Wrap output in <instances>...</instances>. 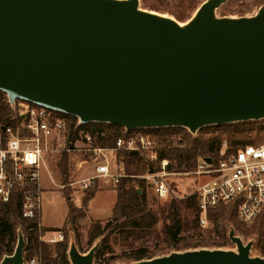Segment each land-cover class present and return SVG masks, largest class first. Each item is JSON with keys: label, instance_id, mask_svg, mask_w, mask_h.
<instances>
[{"label": "water", "instance_id": "obj_1", "mask_svg": "<svg viewBox=\"0 0 264 264\" xmlns=\"http://www.w3.org/2000/svg\"><path fill=\"white\" fill-rule=\"evenodd\" d=\"M205 0L184 25L138 0H0V90L79 118L135 128L264 118V5L216 16ZM140 191V190H138ZM236 250L173 251L124 264H264L233 227ZM21 233L0 264H24ZM68 246L70 264H94Z\"/></svg>", "mask_w": 264, "mask_h": 264}, {"label": "trees", "instance_id": "obj_2", "mask_svg": "<svg viewBox=\"0 0 264 264\" xmlns=\"http://www.w3.org/2000/svg\"><path fill=\"white\" fill-rule=\"evenodd\" d=\"M264 2V1H263ZM9 105L7 96L0 90V122L3 125H14L9 119ZM71 125L76 118H69ZM81 128L90 131L92 146L113 147L118 137H128L137 132H143L155 137L159 142L158 162L162 159L168 160L167 168L172 171H187L195 165L198 155L217 157V147L213 144V134H225L226 136H244L254 133H264V118L258 120L237 121L223 124H213L203 126L195 136L191 135L185 128L178 126L171 127H151L135 128L126 130L123 126L105 122H88ZM174 134L182 135V142L175 146L167 142ZM181 144V145H179ZM117 156L122 157L124 175L119 177L114 185L115 202L112 207V221L102 224L99 220H92L87 226L86 243L90 248L94 241L101 238L102 242L111 237L113 233L120 236L126 242L135 237H154L156 234L155 225L159 219V214L147 207L145 180L137 177L145 172L146 166L144 157L139 151L117 150ZM131 159H136L141 163V172L135 173L127 169ZM57 169L60 175L62 195L67 205L65 221L60 228H43L44 231H61L63 240L52 245L37 243L40 228V208L35 211L31 218L21 217V197L17 190H14L8 203L0 204V261L9 243L16 242V224L21 225L24 240L31 257L38 255L36 264H70L68 251V235L65 229L69 228L74 232L75 242L78 250L81 234L79 232L78 220L85 216L84 208L88 201L94 196L98 188V181L85 188L81 198V205L78 207L69 195V185L73 165L69 161L67 152L60 154ZM70 187V188H69ZM140 190V191H138ZM236 202L220 204L216 208L207 212V218L211 227L202 230L198 224V209L195 194L185 195L184 198H172L166 208L161 210L160 216L163 218L161 228V240L163 244L160 248L154 246L138 247L130 249L128 253L120 256H110L106 260L102 258L104 254L103 245H100L94 253V264H111L114 259L122 258L127 261H138L150 259L156 256L157 251L166 252L168 249L186 250L189 248L201 247H221L230 241L228 238L229 227H233L240 235H253L256 240L255 249L261 256H264V218L260 216L251 226H246L237 217ZM188 231V232H185ZM201 231H205L203 234ZM158 237V234H157ZM160 238V237H158ZM156 245V244H155ZM87 248V249H88Z\"/></svg>", "mask_w": 264, "mask_h": 264}, {"label": "built area", "instance_id": "obj_3", "mask_svg": "<svg viewBox=\"0 0 264 264\" xmlns=\"http://www.w3.org/2000/svg\"><path fill=\"white\" fill-rule=\"evenodd\" d=\"M7 103L9 119L14 125L0 122V204L8 203L13 191L17 190L21 197L22 218H31L40 208L41 171L46 169L50 174L51 155L62 151L79 153L84 157L79 160L81 163H94V173L72 179L71 187L84 190L100 178L115 185L125 173L119 167L116 172L110 171L105 152L125 150L139 151L143 155L147 167L137 177L145 180L157 198L165 199L173 193L167 179L175 172L167 168L168 160L162 159L154 165L159 149L155 137L137 132L125 138L118 137L113 147H94L90 131L81 128L85 123L79 118L21 98L12 103L7 98ZM72 117L76 118L73 125L69 122ZM228 141L221 140L216 145L217 157L208 156L209 164L203 162L206 156H198L190 171L181 172L204 178L190 193L195 194L198 224L202 228L209 226L208 210L231 202H236L237 217L246 226L253 225L260 216L264 218V141L244 144ZM54 233L48 241L63 240L61 231ZM36 263L34 257L27 261V264Z\"/></svg>", "mask_w": 264, "mask_h": 264}, {"label": "rangeland", "instance_id": "obj_4", "mask_svg": "<svg viewBox=\"0 0 264 264\" xmlns=\"http://www.w3.org/2000/svg\"><path fill=\"white\" fill-rule=\"evenodd\" d=\"M205 0H138V6L140 9L144 10H150L156 13H159L163 16H169L175 19L180 25H184L188 19L194 14L196 9L199 7V5ZM264 0H226L220 7L216 9V16H228L232 18H239V17H251L256 15L261 9L262 5H264ZM208 126V125H207ZM186 129V128H185ZM200 129V128H199ZM199 129L195 133H191L188 129H186L191 135L195 136ZM180 139V140H179ZM229 139V141H235L237 144H244L249 142H261L264 141V133L263 134H257L254 135V133L244 136H226L225 134L218 135V133L213 134V144L216 145L221 142V140ZM179 140V141H178ZM228 141V142H229ZM168 143L171 142L175 146L177 143L182 142V135L180 134H174ZM62 152H58L56 154H52L51 161L48 164L49 173H47L46 169H42L41 171V186L43 187L42 193L40 196V210H41V218L40 221L42 225L47 226V228H60L63 222L65 221V217L67 214V205L65 202V198L62 195V188L60 185L61 179L58 172V159ZM68 158L71 164L73 165V171L71 174V180L80 179L85 176L91 175L94 173V163L91 161H85V162H79L80 159L84 158L81 157L79 153H68ZM202 156V155H198ZM197 156V157H198ZM196 157V158H197ZM86 158V157H85ZM117 159H121V156H118ZM196 160V159H195ZM145 166L147 167L145 158H144ZM203 162L209 164L210 158L208 156L203 158ZM123 166V164L121 163ZM120 165V166H121ZM156 164L155 166H157ZM123 168V167H122ZM127 169H129L132 172L140 173L141 163L136 159H131L129 164H127ZM191 169L187 170L190 171ZM172 171V170H171ZM175 174L168 176V183L170 184L173 193L170 194L165 199H159L155 196V193L153 189L150 186H146L145 189V196H146V203L147 207L153 211L158 212L159 219L155 225L156 234L154 237H135L130 238L126 242H124V239L120 236L116 235V233H113L110 238L107 240H104L102 242V239L99 238L94 241L92 246H100L103 245V252L102 258L106 260L110 256H120L125 253H128L130 249H135L138 247H147V248H154V246H157V248H160L163 244L161 240V228L163 226V218L160 216V212L162 209L166 208L168 205V202L174 198V199H181L184 198L185 195H189L193 189L197 186V184L200 181H203V177L197 176V175H189L184 174L181 172L186 171H174ZM50 175L53 177L54 182L52 181ZM57 184L58 186H56ZM113 183H106L103 178H100V188L97 192L95 199L89 203V205L86 208L85 216L81 217L78 220L79 225V232L81 234L80 240H81V247L82 250L81 253H86L90 248H88L87 241H86V230L87 226L90 224V221L95 220L93 218H97L96 220H99L102 224H104L106 221H112L111 220V209L113 202L115 200V194L111 192L110 188H114L112 186ZM70 188V187H69ZM73 188V189H72ZM98 188L96 189V191ZM95 191V192H96ZM71 194H73V198L76 200V202L81 205V198L84 195V191L82 189H79L78 186L71 187L69 189V195L71 198ZM72 199V198H71ZM74 202V200L72 199ZM75 203V202H74ZM111 215V216H110ZM40 226V225H39ZM212 225L209 222V226L207 228H210ZM201 227V226H200ZM42 228V231L39 230V236L37 238V243L40 245H52L55 242L48 241V238L55 235V231H44L43 226H40ZM46 228V227H45ZM207 228H202V230H205ZM67 231L68 235V246L70 243H75V235L74 232L69 228L65 229ZM188 232V231H185ZM203 234H205V231H201ZM22 233L21 225L17 222L16 224V234ZM237 234V232H235ZM158 234V238L157 237ZM244 242L252 241V246L250 248V255L251 256H261L259 252L255 249L256 240L253 235H240L237 234ZM17 236H16V242L15 243H9L6 248V254L4 255H11L15 249L16 243H17ZM24 238V235H23ZM156 244V245H155ZM26 246L25 240L23 244V261L24 264H27V261L30 258H36L38 255H33L31 257L30 253L28 252L27 248L24 250ZM77 246V245H76ZM78 248V246H77ZM88 248V249H87ZM201 248H207V249H229V250H236L235 244L231 241L228 242V244L221 246V247H201ZM193 249H199V248H189L186 250H193ZM173 251H184V250H175V249H168L166 252L163 251H157L156 256L166 255ZM155 256V257H156ZM111 264H124L127 263L126 260L122 259L121 257L118 259H114Z\"/></svg>", "mask_w": 264, "mask_h": 264}, {"label": "crops", "instance_id": "obj_5", "mask_svg": "<svg viewBox=\"0 0 264 264\" xmlns=\"http://www.w3.org/2000/svg\"><path fill=\"white\" fill-rule=\"evenodd\" d=\"M117 157L118 156H117L116 151H107V152H105V158L107 159V162L109 164L110 171L111 172H116L117 168L119 167L120 170H122L124 172V166L121 165L122 160L121 159H117ZM101 159H103V158H101ZM88 176H90V175H88ZM88 176H85V177H88ZM85 177H83V178H85ZM106 183H109V182H106ZM56 186H58V185H56ZM112 186H114V184ZM99 188H100V179H98V190L95 192L94 196L88 201L87 206L89 205V203L91 201H93L95 199V196H96L97 192L99 191ZM42 189H43V187H42ZM110 189H111V192H113L115 194L114 188H110ZM71 198L74 200L76 206L79 207L80 206V200H79V203L76 202V200L73 198V194H71ZM114 202H115V200H114ZM114 202H113V205H114ZM113 205H112V207H113ZM87 206L84 208L85 212H86ZM111 214H112V209H111ZM40 218H41V210H40ZM93 219H97V218H93ZM39 225L47 228V226L42 225L41 221H40Z\"/></svg>", "mask_w": 264, "mask_h": 264}]
</instances>
